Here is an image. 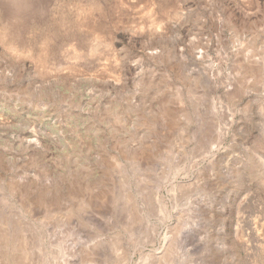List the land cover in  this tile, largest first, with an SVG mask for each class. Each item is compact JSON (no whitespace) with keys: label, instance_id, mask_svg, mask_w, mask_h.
I'll use <instances>...</instances> for the list:
<instances>
[{"label":"rangeland","instance_id":"374dc122","mask_svg":"<svg viewBox=\"0 0 264 264\" xmlns=\"http://www.w3.org/2000/svg\"><path fill=\"white\" fill-rule=\"evenodd\" d=\"M0 264H264V0H0Z\"/></svg>","mask_w":264,"mask_h":264}]
</instances>
